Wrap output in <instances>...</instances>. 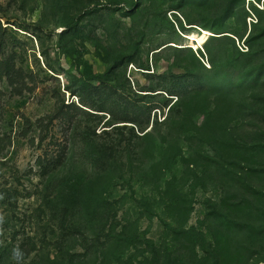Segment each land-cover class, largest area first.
<instances>
[{
	"label": "rangeland",
	"instance_id": "rangeland-1",
	"mask_svg": "<svg viewBox=\"0 0 264 264\" xmlns=\"http://www.w3.org/2000/svg\"><path fill=\"white\" fill-rule=\"evenodd\" d=\"M0 131L1 264H264V0H0Z\"/></svg>",
	"mask_w": 264,
	"mask_h": 264
},
{
	"label": "trees",
	"instance_id": "trees-1",
	"mask_svg": "<svg viewBox=\"0 0 264 264\" xmlns=\"http://www.w3.org/2000/svg\"><path fill=\"white\" fill-rule=\"evenodd\" d=\"M11 141V138L9 135H7L6 133L4 132H1L0 131V152H2L6 146V144H9ZM40 165V174L44 177L45 176V169L46 168H50V166L46 163L43 164V163H39ZM47 170V169H46ZM50 175L47 174V179H46V182L44 183V189L41 191L40 190V194H42L43 192L47 191V184L50 182V179H49ZM81 192L80 191H72L70 192V195H68V201H66V203L64 204V208H66L67 206L69 207V210L71 209L72 211L75 210V209H81L83 208V205H85L84 201H81L80 198H78L79 194ZM90 199V200H89ZM89 199L87 200V203L89 204L91 200H93V198L91 196H89ZM50 204H54L55 206L58 205L59 203H57L55 201L54 198H51L49 200H46V202L43 201L42 205L40 204L35 210L38 212L39 210H41L42 212L45 211L44 208H49L50 207ZM41 206V207H40ZM40 207V209H38ZM38 209V210H37ZM89 219V217L87 218ZM94 218L93 217H90L89 219V223L88 225H85L84 223H82V221L78 220V219H74L75 221L77 222H74V223H66L65 225H61L59 227V230H64L66 235H69V234H78L80 235L82 238L86 239V235L88 233H91L92 235V242H90V246H93L94 245V241L95 240H98L99 236L101 233L99 232H102L103 233V229L101 231L99 230H96V227H94L95 225H93V228H92V225H91V221L93 220ZM69 221V220H68ZM8 224V220L5 219L4 217V222L3 224H0V232L2 230L3 227H6ZM92 228V229H91ZM62 236V235H61ZM41 241V240H40ZM43 242V241H41ZM35 241L34 240H31V242H29L30 245H28L29 247L32 246V248L34 247L35 248ZM45 244V242H43ZM2 246V244H0V247ZM47 246H51V247H54V248H60L61 246V241H59V239H57L56 241H53L51 243H49ZM17 248V246L15 244H12L10 246V250L13 252V249ZM31 248V247H30ZM20 249V248H19ZM68 254V253H66ZM5 256L4 253L0 254V264L2 263V257ZM65 257L68 258V260H72V255L71 254H68L66 255Z\"/></svg>",
	"mask_w": 264,
	"mask_h": 264
},
{
	"label": "clouds",
	"instance_id": "clouds-1",
	"mask_svg": "<svg viewBox=\"0 0 264 264\" xmlns=\"http://www.w3.org/2000/svg\"><path fill=\"white\" fill-rule=\"evenodd\" d=\"M4 217L0 215V224H3ZM23 252L17 247L13 249V259L16 260L17 264H21V261L23 259Z\"/></svg>",
	"mask_w": 264,
	"mask_h": 264
}]
</instances>
